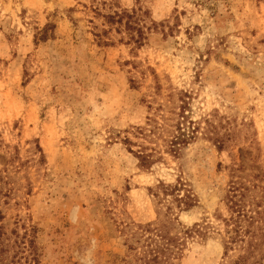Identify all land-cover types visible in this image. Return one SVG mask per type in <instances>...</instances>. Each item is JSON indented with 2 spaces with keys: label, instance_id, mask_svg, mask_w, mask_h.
Returning a JSON list of instances; mask_svg holds the SVG:
<instances>
[{
  "label": "rangeland",
  "instance_id": "rangeland-1",
  "mask_svg": "<svg viewBox=\"0 0 264 264\" xmlns=\"http://www.w3.org/2000/svg\"><path fill=\"white\" fill-rule=\"evenodd\" d=\"M232 182L264 201V0H0L2 264H141L158 227L167 264H234Z\"/></svg>",
  "mask_w": 264,
  "mask_h": 264
},
{
  "label": "trees",
  "instance_id": "trees-1",
  "mask_svg": "<svg viewBox=\"0 0 264 264\" xmlns=\"http://www.w3.org/2000/svg\"><path fill=\"white\" fill-rule=\"evenodd\" d=\"M117 17L118 23L122 22L123 19L127 17L128 29L134 30L130 25V20L134 18V15L125 13L120 15L116 14L114 16L109 15L105 18L108 20V23H115ZM196 131H198V129L194 128V131H191V136L190 134L182 132L180 128L171 131L170 126H162V130H160L159 136L157 137L158 139L155 141L163 140L166 143L167 152L177 156L180 154L181 149L185 147L188 144V141L195 135V133H197ZM154 132L155 131L151 129L138 128L135 135L139 138L142 136V138H149V140L153 141ZM125 142L129 144L130 141L127 139ZM219 147L221 149V145H219ZM158 154L160 153L153 148L139 145L136 157L142 168L149 169L162 159ZM180 185L183 187L187 186L183 183ZM173 188H175L174 190H177V186ZM184 190L186 192V187ZM250 196L252 195L249 187H244L243 185H238L236 182H232L229 193L226 197V206L228 207L229 215L224 216L222 213L215 215L216 221H218L219 225H222L225 228V232L228 236L227 239L224 238L225 255L236 246H240L241 250H245V255L239 258L234 264H253L251 260L254 258L256 252L264 250V208H262L264 206L262 204L264 201H258L256 203L255 199ZM192 200V195L189 192L181 199H178L180 203L184 202L186 204L192 203ZM251 206L253 207V210H248L247 208ZM206 224L207 226L214 225L210 220ZM197 227L198 232L200 225H197ZM155 235L157 237V245L153 249V259L144 261L141 264H152L151 262H155L156 264H167L169 262L168 256L172 254L171 246H173L175 241L164 234V229L162 227L155 229ZM163 240H166L167 243L162 244ZM1 241L2 240L0 239V264L6 261L5 251H7L3 249L4 247ZM31 245V248L35 246L33 242H31Z\"/></svg>",
  "mask_w": 264,
  "mask_h": 264
}]
</instances>
